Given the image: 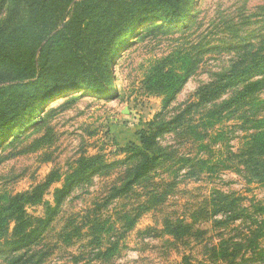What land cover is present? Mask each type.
Masks as SVG:
<instances>
[{"label":"rangeland","instance_id":"rangeland-1","mask_svg":"<svg viewBox=\"0 0 264 264\" xmlns=\"http://www.w3.org/2000/svg\"><path fill=\"white\" fill-rule=\"evenodd\" d=\"M2 20L0 264H264V0H193L99 58L107 91L39 105Z\"/></svg>","mask_w":264,"mask_h":264},{"label":"trees","instance_id":"trees-1","mask_svg":"<svg viewBox=\"0 0 264 264\" xmlns=\"http://www.w3.org/2000/svg\"><path fill=\"white\" fill-rule=\"evenodd\" d=\"M113 3L117 8L109 17L106 11ZM121 4L122 0H1V23L16 15L13 32L6 33L13 40L15 74L23 77L31 72L30 77L34 78L24 84L19 98L23 102L37 99L39 105L67 92L107 91L105 83L112 81L107 77L105 64L117 50L114 44L133 28L139 29L140 37L160 29L162 23L185 21L193 0H134L126 8ZM107 51L111 52L101 63L99 58ZM151 77L158 86L172 88V94L177 90V80H181L174 69H159ZM152 136L142 132L140 143L144 146ZM143 154L146 159L136 174L151 162L150 156ZM19 200L18 196L12 197L7 207L19 212L22 204L15 207Z\"/></svg>","mask_w":264,"mask_h":264}]
</instances>
